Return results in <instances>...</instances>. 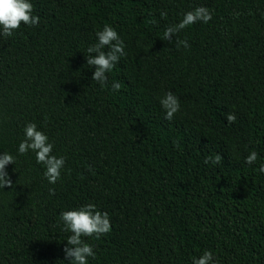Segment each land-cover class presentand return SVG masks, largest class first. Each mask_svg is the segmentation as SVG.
Here are the masks:
<instances>
[{"label":"trees","instance_id":"trees-1","mask_svg":"<svg viewBox=\"0 0 264 264\" xmlns=\"http://www.w3.org/2000/svg\"><path fill=\"white\" fill-rule=\"evenodd\" d=\"M30 2L38 26L0 36V154L15 157L13 188L0 189V264H69L60 213L88 203L111 221L84 238L88 264H192L205 250L214 264H264V0ZM198 6L212 19L178 34L189 48L163 40ZM105 24L125 44L107 87L86 60ZM168 91L181 105L171 121ZM29 122L66 158L55 184L34 152L18 153Z\"/></svg>","mask_w":264,"mask_h":264},{"label":"clouds","instance_id":"clouds-1","mask_svg":"<svg viewBox=\"0 0 264 264\" xmlns=\"http://www.w3.org/2000/svg\"><path fill=\"white\" fill-rule=\"evenodd\" d=\"M166 12H161L160 16L165 17ZM212 19L210 10L203 6H198L194 10L184 13L183 18L176 24L169 25L163 31V40L170 44L175 43L177 47L181 45L189 48L187 40L177 39V36L187 27L203 22L207 24ZM39 16L33 14V4L30 0H0V36L12 37L21 25L38 26ZM155 24L156 21L150 20ZM174 38V39H173ZM97 42L87 48L89 54L86 58L87 65L94 67L91 79L107 87L110 72L119 62L121 56L125 54V44L117 31L107 24L96 32ZM105 48L108 50L105 51ZM94 54V55H93ZM121 87L119 82L112 84V90L118 91ZM161 107L165 112V119L171 121L180 110L179 98L171 91H168L160 99ZM227 122L233 124L236 121L234 114H227ZM54 145L49 142L48 136L37 129L35 123H27L24 128V140L18 146V153L23 155L29 151L35 153L36 162L45 166L44 176L50 184H55L61 177V170L65 165L64 156L57 157L53 154ZM258 159L256 151H251L245 158V163L252 165ZM222 160L221 155L205 158V164L217 165ZM15 163V157L7 152L0 154V189L5 187L13 188L12 180L6 170V166ZM259 172L264 174V163L259 167ZM54 195V190L49 189ZM60 219L64 225V231L70 232L67 245L63 249L64 258L69 264H88L89 258H95L93 246L86 242L84 238L95 237L96 239L108 234L111 230V221L106 212H101L95 204L88 203L78 209L67 210L60 213ZM63 264V262H61ZM192 264H214L213 252L205 250L199 257H193Z\"/></svg>","mask_w":264,"mask_h":264}]
</instances>
